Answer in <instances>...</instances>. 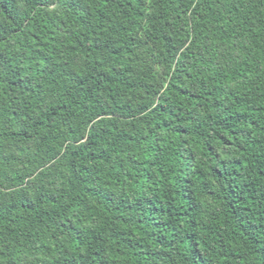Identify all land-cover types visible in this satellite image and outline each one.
<instances>
[{"label": "trees", "instance_id": "1", "mask_svg": "<svg viewBox=\"0 0 264 264\" xmlns=\"http://www.w3.org/2000/svg\"><path fill=\"white\" fill-rule=\"evenodd\" d=\"M0 264H264V0H0Z\"/></svg>", "mask_w": 264, "mask_h": 264}]
</instances>
